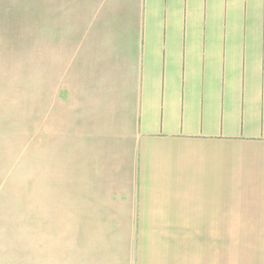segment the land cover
<instances>
[{
    "label": "crops",
    "instance_id": "obj_1",
    "mask_svg": "<svg viewBox=\"0 0 264 264\" xmlns=\"http://www.w3.org/2000/svg\"><path fill=\"white\" fill-rule=\"evenodd\" d=\"M0 264H264V0H0Z\"/></svg>",
    "mask_w": 264,
    "mask_h": 264
},
{
    "label": "rangeland",
    "instance_id": "obj_2",
    "mask_svg": "<svg viewBox=\"0 0 264 264\" xmlns=\"http://www.w3.org/2000/svg\"><path fill=\"white\" fill-rule=\"evenodd\" d=\"M32 26H22V88H23V145H24V180H23V206L22 224H31L30 201V103H31V46Z\"/></svg>",
    "mask_w": 264,
    "mask_h": 264
}]
</instances>
